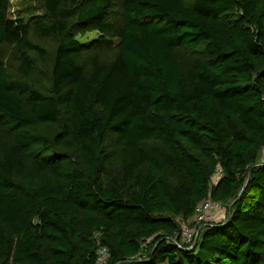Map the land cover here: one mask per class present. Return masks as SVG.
<instances>
[{
  "label": "trees",
  "instance_id": "1",
  "mask_svg": "<svg viewBox=\"0 0 264 264\" xmlns=\"http://www.w3.org/2000/svg\"><path fill=\"white\" fill-rule=\"evenodd\" d=\"M9 4L0 264H98L101 246L104 264H264V0H122L116 57L88 62L78 36L111 31L112 0ZM207 198L225 219L193 220Z\"/></svg>",
  "mask_w": 264,
  "mask_h": 264
},
{
  "label": "rangeland",
  "instance_id": "2",
  "mask_svg": "<svg viewBox=\"0 0 264 264\" xmlns=\"http://www.w3.org/2000/svg\"><path fill=\"white\" fill-rule=\"evenodd\" d=\"M44 0H9V13L11 17H17L19 15L26 16L32 14L33 16L42 15L45 11ZM113 5L109 15L111 22V31L105 35H100L97 30L83 31L79 34L78 38L85 44L90 46L89 51L85 52V61H89L92 53L98 52L101 55L103 61L113 60L118 52L116 46V38L114 36V31L119 29L122 25V0H112ZM33 41L40 42L45 46L54 50L58 44L59 37L57 35L43 36L38 33H32ZM105 40L103 41L102 39ZM3 52L6 53L5 61L9 66L12 65L17 69L19 64V51L15 46L5 45L3 47ZM39 76L42 73H37ZM44 76V74H43Z\"/></svg>",
  "mask_w": 264,
  "mask_h": 264
},
{
  "label": "built area",
  "instance_id": "3",
  "mask_svg": "<svg viewBox=\"0 0 264 264\" xmlns=\"http://www.w3.org/2000/svg\"><path fill=\"white\" fill-rule=\"evenodd\" d=\"M262 154L260 155L263 159L264 157V148L262 149ZM222 174V168H218L216 173L213 176V180L217 181ZM195 215L193 220L197 223H207V222H218L227 217V207L220 201H214L212 198H207L202 200L197 204L195 209ZM199 229L191 227L190 225L183 223L182 236L185 241H193L196 239ZM195 233V234H194ZM196 235V236H195ZM195 241V240H194ZM109 256L108 250L106 247H99L97 250V260L98 264H104L107 261Z\"/></svg>",
  "mask_w": 264,
  "mask_h": 264
},
{
  "label": "water",
  "instance_id": "4",
  "mask_svg": "<svg viewBox=\"0 0 264 264\" xmlns=\"http://www.w3.org/2000/svg\"><path fill=\"white\" fill-rule=\"evenodd\" d=\"M246 184H247V181H246V183H245V185H244L242 191L240 192L239 196H241V194H242V192H243V190H244ZM235 200H236V199H235ZM235 200L229 205V214H230V212H231V209H232V207H233V204H234ZM195 244H196V243H194V245H195Z\"/></svg>",
  "mask_w": 264,
  "mask_h": 264
}]
</instances>
